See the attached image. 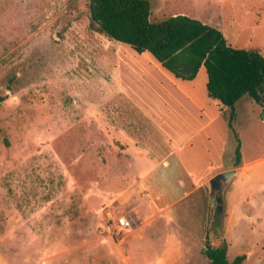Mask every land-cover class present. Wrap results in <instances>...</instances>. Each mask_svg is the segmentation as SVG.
<instances>
[{
  "label": "rangeland",
  "instance_id": "1",
  "mask_svg": "<svg viewBox=\"0 0 264 264\" xmlns=\"http://www.w3.org/2000/svg\"><path fill=\"white\" fill-rule=\"evenodd\" d=\"M89 1L0 0V264H209L225 244L264 264V108L236 106V166L206 68L192 103L149 52L99 32ZM149 1L152 21L210 15L264 56V0ZM135 155L154 165L138 174ZM230 170L218 215L210 181Z\"/></svg>",
  "mask_w": 264,
  "mask_h": 264
},
{
  "label": "trees",
  "instance_id": "2",
  "mask_svg": "<svg viewBox=\"0 0 264 264\" xmlns=\"http://www.w3.org/2000/svg\"><path fill=\"white\" fill-rule=\"evenodd\" d=\"M92 25L107 37L149 52L177 79L193 81L202 67L207 93L227 108L228 127L236 139L235 165L243 160L242 142L235 129L237 103L248 96L264 108V56L254 49L232 47L219 29L186 15L152 21L149 0H90ZM6 98L0 95V108ZM229 109V110H228ZM209 264H243L246 255L228 259V246H208Z\"/></svg>",
  "mask_w": 264,
  "mask_h": 264
},
{
  "label": "crops",
  "instance_id": "3",
  "mask_svg": "<svg viewBox=\"0 0 264 264\" xmlns=\"http://www.w3.org/2000/svg\"><path fill=\"white\" fill-rule=\"evenodd\" d=\"M176 15H178V14H176ZM174 16V15H173ZM206 18L207 19H205V20H200V21H202V22H204V23H206V24H208V25H210V26H212V27H214V26H217V27H219V28H221L220 27V20H218L217 21V19L216 20H214V18L212 17V16H210V15H208V16H206ZM215 22V23H214ZM226 25V26H225ZM223 24V26H225L224 28H225V30H227V28H228V22H226V24ZM222 26V25H221ZM216 28V27H215ZM218 29V28H217ZM220 30V29H219ZM221 31V30H220ZM222 32H223V34H224V31L222 30ZM225 35V34H224ZM226 37V36H225ZM226 39H227V37H226ZM228 40V39H227ZM234 40V42H238L239 40L238 39H233ZM228 43L233 47V45L230 43V40H228ZM161 65V64H160ZM166 70V69H165ZM167 71V70H166ZM168 72V71H167ZM170 73V72H169ZM198 77H199V75L197 76V78L195 79V80H193V81H184V80H181V79H177L173 74H165V78L171 83V84H173L174 86H179L180 87V89H182V90H184V89H188L187 91H186V94H187V97H188V100H190V102H192V103H197V97H196V95H197V90H196V88L194 87V86H191L192 84L191 83H194V82H196L197 81V79H198ZM207 81H208V78H207ZM206 81V82H207ZM181 83V84H180ZM182 85H188V86H186L185 88H183L182 87ZM208 94V93H207ZM209 97V96H208ZM209 99H211L210 97H209ZM214 100V99H213ZM215 101H217V100H215ZM241 101V100H240ZM219 102V101H218ZM208 103H211V102H208ZM213 103H216V102H213ZM220 103V102H219ZM239 103V102H238ZM237 103V104H238ZM213 105H215V104H213ZM216 106L219 108V110H220V112H223V111H225V107L220 103V104H216ZM201 108H202V111H205V107L204 106H200ZM209 119V123L210 122H212L213 120H214V116H213V118L211 117V114L209 115V117H208ZM154 164H153V162H152V159H151V157H148V156H140V155H135V169L137 170V172H138V174H142L143 173V171L145 170V169H151L152 168V166H153ZM247 166V165H246ZM225 171V170H224ZM220 172H223V171H220ZM204 181V180H203ZM203 181L200 183V185L197 187V190H200V189H202V190H206V187L207 186H204V184H203Z\"/></svg>",
  "mask_w": 264,
  "mask_h": 264
},
{
  "label": "water",
  "instance_id": "4",
  "mask_svg": "<svg viewBox=\"0 0 264 264\" xmlns=\"http://www.w3.org/2000/svg\"><path fill=\"white\" fill-rule=\"evenodd\" d=\"M238 174L237 170H230L223 173L218 174L210 181L211 187V197L216 199L218 204L217 214L222 215L224 209V201L222 194V188L229 181L230 178L236 176Z\"/></svg>",
  "mask_w": 264,
  "mask_h": 264
},
{
  "label": "built area",
  "instance_id": "5",
  "mask_svg": "<svg viewBox=\"0 0 264 264\" xmlns=\"http://www.w3.org/2000/svg\"><path fill=\"white\" fill-rule=\"evenodd\" d=\"M119 228H120V229H122V227H121V226H119Z\"/></svg>",
  "mask_w": 264,
  "mask_h": 264
}]
</instances>
